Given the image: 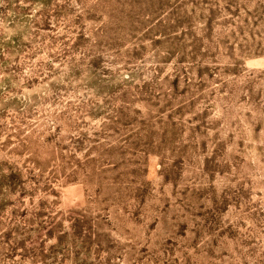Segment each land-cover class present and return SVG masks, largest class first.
Instances as JSON below:
<instances>
[{"label": "rangeland", "instance_id": "374dc122", "mask_svg": "<svg viewBox=\"0 0 264 264\" xmlns=\"http://www.w3.org/2000/svg\"><path fill=\"white\" fill-rule=\"evenodd\" d=\"M0 264H264V0H0Z\"/></svg>", "mask_w": 264, "mask_h": 264}]
</instances>
